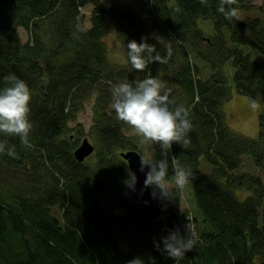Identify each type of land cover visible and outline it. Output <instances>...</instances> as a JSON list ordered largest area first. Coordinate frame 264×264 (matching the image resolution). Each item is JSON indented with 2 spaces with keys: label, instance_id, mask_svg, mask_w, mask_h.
<instances>
[{
  "label": "trees",
  "instance_id": "obj_1",
  "mask_svg": "<svg viewBox=\"0 0 264 264\" xmlns=\"http://www.w3.org/2000/svg\"><path fill=\"white\" fill-rule=\"evenodd\" d=\"M136 1L166 45L149 36L141 18L122 6L108 10L96 0H0V88L4 77L15 74L32 94L31 147H24L19 137L0 134L16 148L15 156L0 154V264H127L135 257L145 264H264V180L237 173L244 156L264 172V114L257 138L233 132L223 109L231 100L230 75H222L231 61L236 92L264 107V21H228L216 11L218 0L207 5L176 0L173 7L158 0ZM88 5L94 6L90 28L79 10ZM107 13L126 45L148 37L161 56L170 45L168 63H151L144 71L130 63L112 66L104 41ZM199 21L212 25V40L203 38ZM45 22L55 33L50 42L38 35L32 46L22 43L18 28L32 34ZM225 30L231 43L262 60L230 47ZM192 58L206 63L213 74L204 78ZM149 75L172 89L176 102L189 109L192 123L187 148L174 143L169 152V160L177 157L192 172L185 191L195 213L190 222L196 244L178 262L156 249V243L163 248V218L147 219L137 185L132 191L123 183L130 170L121 154L143 156L140 137H125L134 130L110 107L113 85ZM92 99L89 134L97 139L93 154L79 163L74 152L82 133L71 136L70 124ZM151 148L153 160L163 158L159 145ZM201 161L210 168L208 174ZM172 174L170 164L169 178ZM172 190L175 201L159 198L162 215L175 210L186 236L189 211L181 214V197L174 185ZM55 207L60 217L53 216Z\"/></svg>",
  "mask_w": 264,
  "mask_h": 264
},
{
  "label": "clouds",
  "instance_id": "obj_2",
  "mask_svg": "<svg viewBox=\"0 0 264 264\" xmlns=\"http://www.w3.org/2000/svg\"><path fill=\"white\" fill-rule=\"evenodd\" d=\"M207 5L208 0H200ZM237 0H218L216 11L223 17L232 21L240 19V10L233 5ZM148 37H142V43L132 40L127 43V58L131 66L137 71H144L151 63L166 64L171 59L172 49L169 45L165 51L166 56H161L154 45H150ZM5 86L0 88V134L2 137H19L21 144L30 148L29 134L32 130L30 122V104L32 94L27 83L15 74L4 77ZM110 107L115 111L116 118L140 137L141 143L150 142L159 145L162 159L152 160L141 156L139 170L145 172L144 188H152V197L175 201L176 193L183 197L184 189L192 175L191 169L180 164L175 156L169 160V152L174 143L182 148H187L190 140L188 133L192 130L189 109L183 104H178L172 97V89L164 82L149 75L143 80L121 81L111 88ZM253 110L260 108L256 99L250 101ZM0 154L16 155L15 145H10L7 139L0 138ZM171 164L172 176L169 178ZM124 185L136 190L137 176L129 171ZM143 190H141L142 194ZM147 203V202H146ZM187 235L180 233L179 228L169 230V235L162 238L163 248L156 243L158 251L165 252L176 262L183 259L186 252L194 249L196 233L194 226L189 223L185 226ZM127 264H145L144 259L135 257Z\"/></svg>",
  "mask_w": 264,
  "mask_h": 264
},
{
  "label": "rangeland",
  "instance_id": "obj_3",
  "mask_svg": "<svg viewBox=\"0 0 264 264\" xmlns=\"http://www.w3.org/2000/svg\"><path fill=\"white\" fill-rule=\"evenodd\" d=\"M144 1L141 0V4L144 5ZM162 5H165L167 7H173L175 5L176 0H158ZM97 3L101 4L105 9H108L113 6H122L126 9L134 11L140 18L142 23L144 24L145 30L148 32L149 36L154 38L156 41L162 43L163 45H166L165 38L160 36L157 33V29L153 25L150 17L148 14L144 12V9L140 7V5L137 3L136 0H96ZM80 13L85 18V25L87 28L91 27V14L94 10L93 5H88L83 8H79ZM240 10V21L242 22H249L254 19H261L264 21V4L262 0H244V2L239 6ZM105 24L107 27V33L105 37V44L107 47V56L108 60L110 61V64L115 67H125L130 62L127 58V47L124 41L119 36L118 28L116 27L114 23V17L112 14L107 13L105 15ZM199 27L202 29V36L205 40H212L214 37V29L212 25L207 21H199ZM32 32V31H31ZM18 33L20 35L21 41L23 44H27L30 42V46H32L31 40L37 39L38 35H41L42 38L46 42H50L54 36V30L47 26V22L42 24V27L40 30L36 33L26 31L23 28H18ZM225 35L228 40V44L230 47H239L244 49L245 51H248L249 53H252L254 56V59H257L258 61H261L262 58L259 54L252 51L251 49L243 46L236 45L234 43H231L229 40L230 33L225 30ZM194 61V58H192ZM196 62V61H194ZM200 68H202V76L204 78L209 77L213 74V71L209 68V66L202 62L197 61L196 62ZM234 74V69L232 67L231 61L225 64V66L222 68V75L229 76L230 75V86L232 88V95L231 100L227 104L224 105V111L227 116V124L233 130V132L240 134L242 136L255 139L259 136L260 132V125H259V118L260 115L264 114V107H260L259 109L253 110L250 107V101L246 96H242L238 94L233 87V81L232 77ZM94 99L87 102L85 104L84 111L80 113L78 116V119L76 122L70 124V127L73 129L70 133V135H78V132L82 133V135H79V144L84 138H87L88 141L91 144H94L96 139H94L92 136H90L89 131L93 124V107H94ZM80 126H79V125ZM76 125H78L76 128ZM135 133L131 132L130 134H124L125 137H132ZM155 145L150 142L141 143L139 142V151L143 156H147L149 159L153 160V152L151 146ZM124 151V149L119 150V152ZM243 163L244 165L237 171V173H248L253 174L255 176H258L264 180V172L262 170L256 168L252 162V159L249 156L243 157ZM201 170L208 174L210 172V168H208L204 163L201 161ZM186 188V187H185ZM184 210H188L189 214L187 216V221H191L193 216L195 215L193 211V207L189 201V198L187 196V193L184 189L183 197L181 198V214ZM52 213L54 217H60V212L58 208H53ZM168 215H161L164 222H166V218ZM189 222H187L188 224ZM186 224V225H187ZM192 224V223H191Z\"/></svg>",
  "mask_w": 264,
  "mask_h": 264
},
{
  "label": "water",
  "instance_id": "obj_4",
  "mask_svg": "<svg viewBox=\"0 0 264 264\" xmlns=\"http://www.w3.org/2000/svg\"><path fill=\"white\" fill-rule=\"evenodd\" d=\"M94 152V147L85 138L79 147L75 150L74 156L79 163H83L88 157H90ZM123 160H125L128 164V168L130 171L135 172L137 176V188L139 193V201L143 213L145 214L147 219L151 220H158L162 215V209L160 207V199L159 197L153 198L152 197V189L151 188H144V180H145V173L150 171V169L146 168L145 172H141L139 170L140 167V159L141 155L136 151H128L123 152L121 154ZM141 190H143L141 194ZM147 202V203H146ZM179 228L181 231L182 225L179 218L178 213L175 210L169 212L164 229L162 231L163 237H167L170 233L169 230H175Z\"/></svg>",
  "mask_w": 264,
  "mask_h": 264
}]
</instances>
